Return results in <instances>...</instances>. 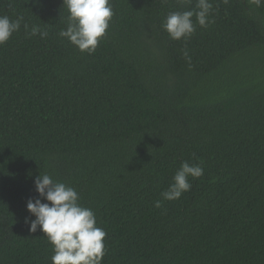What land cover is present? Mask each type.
<instances>
[{"label": "trees", "instance_id": "obj_1", "mask_svg": "<svg viewBox=\"0 0 264 264\" xmlns=\"http://www.w3.org/2000/svg\"><path fill=\"white\" fill-rule=\"evenodd\" d=\"M210 2L214 22L177 41L162 22L197 0H110L89 55L58 35L63 0H0L48 32L0 45V264H52L25 223L43 174L94 211L102 264H264V4ZM184 162L204 174L154 207Z\"/></svg>", "mask_w": 264, "mask_h": 264}, {"label": "clouds", "instance_id": "obj_2", "mask_svg": "<svg viewBox=\"0 0 264 264\" xmlns=\"http://www.w3.org/2000/svg\"><path fill=\"white\" fill-rule=\"evenodd\" d=\"M252 2L257 7L264 4V0ZM63 7L68 13V23L66 29L58 33L59 37L66 39L81 53L91 55L114 15L110 0H63ZM212 8L210 0H197L195 11L169 13L162 22V29L171 40H186L196 31V25L204 28L214 22L210 19ZM22 23L27 35L47 38L48 32L37 25L29 30L23 16L11 20L7 15H0V45L19 31ZM182 55L190 69L191 56L186 48L182 50ZM203 174L204 169L200 164H181L167 190L161 193L162 200H156L154 207H161L163 201L179 199L183 193L191 190L189 177L198 179ZM34 186L38 197L47 202L42 203L40 198L29 199L26 211L35 219L29 221L26 218L25 223L30 225V233H35L39 228L52 245V264H102L107 233L96 226L94 211L81 205L76 189L53 180L48 174L38 175Z\"/></svg>", "mask_w": 264, "mask_h": 264}]
</instances>
